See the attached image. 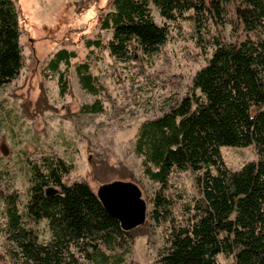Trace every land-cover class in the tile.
I'll return each mask as SVG.
<instances>
[{
  "label": "trees",
  "instance_id": "trees-1",
  "mask_svg": "<svg viewBox=\"0 0 264 264\" xmlns=\"http://www.w3.org/2000/svg\"><path fill=\"white\" fill-rule=\"evenodd\" d=\"M230 0H112L101 19L112 31L107 49L117 60H135L158 53L169 30L152 14L177 21L186 14L194 25L222 19ZM245 38L219 45L199 70L190 93L161 116L139 129L135 152L144 175L159 186L149 218L167 227L164 247L154 264H264V0H241L236 9ZM21 24L14 0H0V90L19 76L23 65ZM88 46H102L88 41ZM75 53L59 51L49 63L54 72L69 65ZM83 88L98 95V84L87 64L77 67ZM62 91L68 86L60 76ZM82 111L103 112L96 101ZM254 146L258 159L239 171L227 167L222 147ZM29 201L20 214L16 195L4 196L7 232L22 264H123L137 232L122 230L104 209L87 182L68 184L72 165L57 157L28 162ZM191 171L196 196L178 207L168 192L175 173ZM59 192L47 195L48 189ZM178 208V211L176 210ZM51 233L41 242L38 226ZM147 235V234H146Z\"/></svg>",
  "mask_w": 264,
  "mask_h": 264
},
{
  "label": "rangeland",
  "instance_id": "rangeland-1",
  "mask_svg": "<svg viewBox=\"0 0 264 264\" xmlns=\"http://www.w3.org/2000/svg\"><path fill=\"white\" fill-rule=\"evenodd\" d=\"M14 1L24 65L16 80L0 90V264H22L7 232L4 196L16 195L23 215L29 201L28 162L43 157H57L72 165L66 182H87L95 192L116 180L137 184L148 204V221L145 230L137 232L123 264H154L168 230L149 218L159 186L143 173V159L135 152L136 138L145 121L161 116L190 93L196 73L219 45L245 38L236 19L241 0H230L222 19L197 27L188 17L191 13L167 21L152 5L155 21L169 30L168 41L155 55L126 61L111 56L106 45L112 31L101 26L112 0ZM90 40H99L102 46L89 47ZM61 50L75 53L76 58L69 65L62 64L57 73L48 65ZM84 64L96 78L98 95L89 94L80 82L77 67ZM62 73L68 81L65 92ZM96 101L102 104V113L82 111ZM221 153L232 171L258 159L254 146L222 147ZM168 194L178 207L194 198L192 172L175 173ZM38 229L41 242L48 243L47 224L42 222ZM217 260L235 262L234 256L225 254Z\"/></svg>",
  "mask_w": 264,
  "mask_h": 264
},
{
  "label": "water",
  "instance_id": "water-1",
  "mask_svg": "<svg viewBox=\"0 0 264 264\" xmlns=\"http://www.w3.org/2000/svg\"><path fill=\"white\" fill-rule=\"evenodd\" d=\"M57 189L47 190V195L57 194ZM106 212L117 220L123 231L132 232L146 225L148 204L140 187L134 182L116 180L99 187L96 192Z\"/></svg>",
  "mask_w": 264,
  "mask_h": 264
}]
</instances>
